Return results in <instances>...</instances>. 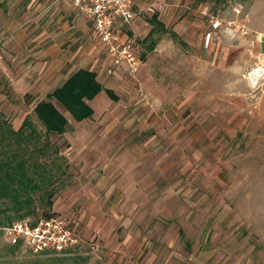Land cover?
<instances>
[{"label": "rangeland", "instance_id": "obj_1", "mask_svg": "<svg viewBox=\"0 0 264 264\" xmlns=\"http://www.w3.org/2000/svg\"><path fill=\"white\" fill-rule=\"evenodd\" d=\"M150 8L176 34L146 36L152 10L133 23L130 38L142 64L114 103L123 111L119 122H106L107 114L78 122L57 105L69 122L63 133H48L33 112L46 95L18 92L10 80L13 93L0 94V161L22 160L39 184L30 189L33 213L26 217L60 214L80 235L62 252L11 250L3 229L15 211L11 199L1 200L0 264H264V0ZM129 94L138 97L128 102ZM142 96L156 106L154 136L139 131L141 108H133ZM108 103L104 91L92 101L96 113ZM26 116L31 125L17 135ZM105 127L125 128L105 134ZM116 134V156L124 146L140 156L142 148L129 145L152 137L144 150L151 189L123 196L110 180L100 186L113 156L104 144ZM100 158L106 160L97 165Z\"/></svg>", "mask_w": 264, "mask_h": 264}, {"label": "crops", "instance_id": "obj_2", "mask_svg": "<svg viewBox=\"0 0 264 264\" xmlns=\"http://www.w3.org/2000/svg\"><path fill=\"white\" fill-rule=\"evenodd\" d=\"M181 1L135 0L137 14L125 25L127 36L130 38L133 23L139 19L140 14L152 10L150 5L176 4ZM154 13L157 14L158 20H163L158 8L153 9L145 19L146 24L150 23L151 27L150 18ZM172 31L176 34L174 29ZM263 45L264 41H261V48ZM111 67L112 63L106 58L102 43L90 30L88 17L76 12L67 0H0V70L9 78L18 92L42 97L63 83L76 69L86 68L94 71L97 80L103 85V89L88 101L93 108L92 116L107 114L106 122L112 118V124H115L119 122L123 111L118 106L114 107L121 101L122 95L128 93L125 86L128 74L123 68H115L111 74H108L107 70ZM129 79L138 81L136 77ZM105 88L111 89L116 98H112ZM103 91L107 94L110 103L102 112L96 113L92 101ZM137 97V95L129 94L128 102ZM145 98L142 96L136 100L133 109L141 108L139 131L145 134L151 130V135L154 136L153 129L158 127L159 116L156 106L148 103ZM109 108L110 111H108ZM134 117L129 119L133 120ZM123 128L125 127H105L103 133L118 134L117 131L120 132ZM82 130L89 133L92 128L85 127ZM117 134L113 136L114 139L104 144L106 149L111 148L110 156L120 143ZM151 138L138 139L129 145L132 148H142L143 153L140 156L126 151L125 146L123 147L125 150L119 156L112 154L113 156L106 163L108 166L111 165L110 171L107 170L100 177L102 180L100 186L110 180L115 192L123 196L126 195V191L142 192L151 189L153 180L144 184L147 176L153 174L152 168H148L150 166H144L150 164L147 163L144 150L150 144ZM104 159L106 160V158H100L97 165L103 163Z\"/></svg>", "mask_w": 264, "mask_h": 264}, {"label": "built area", "instance_id": "obj_3", "mask_svg": "<svg viewBox=\"0 0 264 264\" xmlns=\"http://www.w3.org/2000/svg\"><path fill=\"white\" fill-rule=\"evenodd\" d=\"M72 8L89 19L91 32L102 43L106 58L112 63L107 70L123 68L132 76L141 66L138 49L126 33L127 25L137 14L135 0H67ZM216 21V20H215ZM218 23L213 24V26ZM74 220L60 214L39 218L24 217L4 227L10 245L33 252H62L75 247L80 235Z\"/></svg>", "mask_w": 264, "mask_h": 264}, {"label": "trees", "instance_id": "obj_4", "mask_svg": "<svg viewBox=\"0 0 264 264\" xmlns=\"http://www.w3.org/2000/svg\"><path fill=\"white\" fill-rule=\"evenodd\" d=\"M150 22L152 27L147 36L156 31L170 32L171 35H175L172 30L169 31L162 21L157 19L156 13L152 14ZM153 47V42L148 43V49ZM12 88L9 79L4 74H0V94L9 96L13 93ZM102 89L103 85L97 80L94 71L78 68L63 83L47 92L45 98L37 100L33 106V112L46 132L61 134L64 132L69 118L57 105L64 109L75 121L87 119L93 114V108L88 101ZM105 90L112 98H116L111 89L105 88ZM26 125H31L27 116L24 117L19 128L15 129L14 132L17 135L21 134ZM38 187L39 184L25 171L22 160L13 161V159L7 158L0 161V201L12 200V208L15 211L14 219L18 220L33 213L30 208L32 203L30 189ZM45 194L47 196L46 204L50 206L52 204L50 200L52 192L47 191ZM23 208L25 210L21 212L20 210ZM42 213L43 216L55 214L49 211H43ZM8 219L11 220L10 217ZM10 247L11 250H15L19 246L10 245Z\"/></svg>", "mask_w": 264, "mask_h": 264}, {"label": "bare ground", "instance_id": "obj_5", "mask_svg": "<svg viewBox=\"0 0 264 264\" xmlns=\"http://www.w3.org/2000/svg\"><path fill=\"white\" fill-rule=\"evenodd\" d=\"M262 69V68H261ZM258 70V69H257Z\"/></svg>", "mask_w": 264, "mask_h": 264}]
</instances>
